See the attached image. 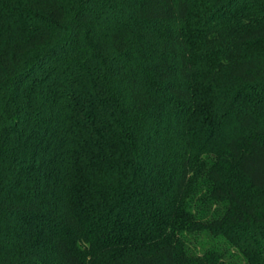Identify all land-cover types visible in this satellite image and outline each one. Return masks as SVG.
Returning a JSON list of instances; mask_svg holds the SVG:
<instances>
[{
    "label": "trees",
    "instance_id": "obj_1",
    "mask_svg": "<svg viewBox=\"0 0 264 264\" xmlns=\"http://www.w3.org/2000/svg\"><path fill=\"white\" fill-rule=\"evenodd\" d=\"M0 264H264V0H0Z\"/></svg>",
    "mask_w": 264,
    "mask_h": 264
}]
</instances>
